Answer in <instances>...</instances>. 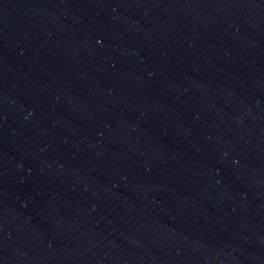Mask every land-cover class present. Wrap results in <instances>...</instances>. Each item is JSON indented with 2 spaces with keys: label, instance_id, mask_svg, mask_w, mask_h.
Wrapping results in <instances>:
<instances>
[{
  "label": "water",
  "instance_id": "95a60500",
  "mask_svg": "<svg viewBox=\"0 0 264 264\" xmlns=\"http://www.w3.org/2000/svg\"><path fill=\"white\" fill-rule=\"evenodd\" d=\"M0 264H264V17L0 0Z\"/></svg>",
  "mask_w": 264,
  "mask_h": 264
}]
</instances>
